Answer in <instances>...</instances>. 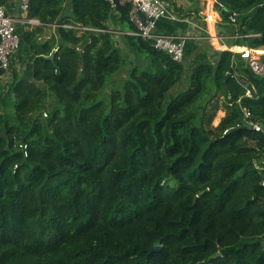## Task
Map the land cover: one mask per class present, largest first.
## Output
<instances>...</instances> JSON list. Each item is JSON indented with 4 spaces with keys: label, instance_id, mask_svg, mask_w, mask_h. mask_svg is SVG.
<instances>
[{
    "label": "trees",
    "instance_id": "1",
    "mask_svg": "<svg viewBox=\"0 0 264 264\" xmlns=\"http://www.w3.org/2000/svg\"><path fill=\"white\" fill-rule=\"evenodd\" d=\"M214 9L223 43L264 49V0ZM130 10L29 0L40 24L18 29L17 53L32 77L0 83V264H264V132L250 124H264V75L230 49L175 61L131 33ZM114 16L146 60L122 87Z\"/></svg>",
    "mask_w": 264,
    "mask_h": 264
},
{
    "label": "crops",
    "instance_id": "2",
    "mask_svg": "<svg viewBox=\"0 0 264 264\" xmlns=\"http://www.w3.org/2000/svg\"><path fill=\"white\" fill-rule=\"evenodd\" d=\"M171 3L173 12L178 16L177 19L162 18L158 21L157 32L169 33L175 36H183L186 38L185 49V63L192 66L196 63L206 62L216 59V51L223 49H230L238 51L244 46L230 45L228 42L223 43V39H227L229 36L221 34L218 31L217 23L222 19L221 14L214 9L215 0H196V4L200 8V16L195 12L196 4L192 0H167ZM198 1V3H197ZM0 4H3L8 14L16 20L17 28H32L35 25H39L40 21L36 19L35 24L27 22L29 19L28 12L24 11L21 7V0H0ZM176 9V10H175ZM187 13L192 11L191 15L181 16L176 13L177 10ZM205 17V18H204ZM56 25L46 29L47 34H51L55 31ZM217 36V38H213ZM217 40V43L215 42ZM219 45L216 47L215 45ZM26 60H22L18 53L11 59V67L8 71L4 72L0 78V83H6L11 81L14 76V71L18 75H24L26 77H32L33 63L31 54L25 55ZM221 110V109H220ZM224 111L221 110L218 122L224 116ZM217 122V123H218Z\"/></svg>",
    "mask_w": 264,
    "mask_h": 264
},
{
    "label": "built area",
    "instance_id": "3",
    "mask_svg": "<svg viewBox=\"0 0 264 264\" xmlns=\"http://www.w3.org/2000/svg\"><path fill=\"white\" fill-rule=\"evenodd\" d=\"M112 7H117L116 0H107ZM120 5L131 4L130 20L135 24L137 30L131 33L137 34L150 41L152 45L167 54L173 60L182 62L185 59L186 38L183 36H175L169 33L157 32L158 21L162 18L177 19L178 16L173 12L171 3L167 0H119ZM21 7L24 11H28L29 0H21ZM140 11L146 15L144 22ZM237 13H233V20ZM30 24H35L36 19L29 18ZM70 26V25H66ZM76 28L88 29V27L80 26ZM21 46V37L18 32L16 20L6 11L3 4H0V69L8 71L11 67V59L17 53ZM57 51L58 48H55ZM241 56L247 60L250 68L258 75H264V60L258 53V49L243 47L240 51ZM249 94V92H248ZM246 117L251 116V112L245 109ZM47 115V113H44ZM251 127L257 131L264 132V124L259 122H250ZM21 147L28 154V145L21 144ZM264 184V179H263Z\"/></svg>",
    "mask_w": 264,
    "mask_h": 264
},
{
    "label": "rangeland",
    "instance_id": "4",
    "mask_svg": "<svg viewBox=\"0 0 264 264\" xmlns=\"http://www.w3.org/2000/svg\"><path fill=\"white\" fill-rule=\"evenodd\" d=\"M215 2H216V0H215ZM118 19H119L118 16H114V18L111 21V26L113 27L114 39L117 42V44L121 47L122 54L124 56L125 62L123 64V66L116 73H114L113 75H110V76L112 78H114L113 81L116 80L117 83H119L120 86L122 87V85H123L124 82L121 81V80H123V78L126 75L127 69L129 67L128 66V63L134 62L136 56L134 57L133 54L129 53L128 52V49L123 44L122 38L120 36L121 35L120 34L121 31H120V23H119V20ZM213 38H217V36H214ZM215 42L217 43V40H215ZM214 45H215V43H214ZM215 46L218 47L219 45L216 44ZM258 50H262L263 51V52H258L260 55L264 54V49H258ZM238 51H240V49ZM110 83H111V80H110V77H109V79H108V81H107V83L105 85V88L108 87ZM110 89H111V87H109V90ZM221 110H223V109H221ZM221 110H219L218 113H217V116H216V118L214 120V123L215 124H218L219 123L218 122V119H219V116L221 115ZM224 113H225V111H224Z\"/></svg>",
    "mask_w": 264,
    "mask_h": 264
},
{
    "label": "water",
    "instance_id": "5",
    "mask_svg": "<svg viewBox=\"0 0 264 264\" xmlns=\"http://www.w3.org/2000/svg\"><path fill=\"white\" fill-rule=\"evenodd\" d=\"M116 5H117V7H120V1L119 0H116ZM140 15H141L143 21L145 22L146 21V15H145V13L142 12V11H140ZM55 54H56V50L54 49L53 52L50 55L45 56V57L47 59L54 60ZM145 62H146V60L143 59L140 55H136L135 60H134L133 63L136 64V65H143V64H145ZM247 87H248V90H249L248 91L249 92V95H251V96H256L257 95V92H256L255 88L252 85L247 84ZM14 97H15V95H14ZM161 248L162 247L160 245H158L156 247L150 248L149 251L150 252H154V251L160 250Z\"/></svg>",
    "mask_w": 264,
    "mask_h": 264
}]
</instances>
